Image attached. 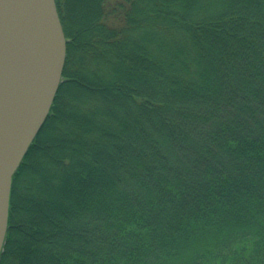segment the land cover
I'll return each instance as SVG.
<instances>
[{
    "label": "trees",
    "instance_id": "obj_1",
    "mask_svg": "<svg viewBox=\"0 0 264 264\" xmlns=\"http://www.w3.org/2000/svg\"><path fill=\"white\" fill-rule=\"evenodd\" d=\"M55 5L0 264H264V0Z\"/></svg>",
    "mask_w": 264,
    "mask_h": 264
},
{
    "label": "water",
    "instance_id": "obj_2",
    "mask_svg": "<svg viewBox=\"0 0 264 264\" xmlns=\"http://www.w3.org/2000/svg\"><path fill=\"white\" fill-rule=\"evenodd\" d=\"M16 55L22 87L11 85ZM66 55L55 0H0V253L11 177L46 119Z\"/></svg>",
    "mask_w": 264,
    "mask_h": 264
},
{
    "label": "bare ground",
    "instance_id": "obj_3",
    "mask_svg": "<svg viewBox=\"0 0 264 264\" xmlns=\"http://www.w3.org/2000/svg\"><path fill=\"white\" fill-rule=\"evenodd\" d=\"M9 62H10V66L12 68V82H11V85L14 88L18 89L19 87H22V84H21V77H20L21 75H20V72H19V64H18L16 55L14 53H12L10 55Z\"/></svg>",
    "mask_w": 264,
    "mask_h": 264
}]
</instances>
